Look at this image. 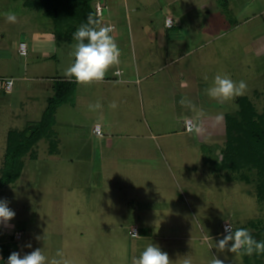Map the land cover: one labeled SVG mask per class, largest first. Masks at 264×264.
<instances>
[{
    "label": "rangeland",
    "instance_id": "rangeland-1",
    "mask_svg": "<svg viewBox=\"0 0 264 264\" xmlns=\"http://www.w3.org/2000/svg\"><path fill=\"white\" fill-rule=\"evenodd\" d=\"M25 2L0 0V167L10 130L40 122L55 81L71 79L65 72L74 62L75 29L66 33L55 27L47 15L55 5L48 9L44 0ZM115 2L116 19L112 16L113 20L107 21L116 27L113 32L118 47L129 43L127 20H132L136 36L142 34V24L151 27L154 58L166 54L180 60L164 71H159L161 62L150 65L156 76L147 85L148 94L143 89L142 103L135 87L130 89L132 104L124 105L127 95L113 81L77 83L76 93L54 115L51 138L36 145V157L29 154L24 158L16 183L0 191V200H7L15 212L7 224L0 223V264L4 259L7 264L14 251L23 255L36 248H43L50 261L61 264L65 260L69 264H133L150 243L159 245L176 264L184 257L195 264H210L213 255L222 259L217 249L206 246L207 240L195 254L168 249L175 233L172 221H161L163 209L168 208L174 215L182 212L192 224L188 210L209 209L211 213L232 212L227 221L232 226L248 221L249 227H264V210H260L255 184L236 179L241 172L218 168L226 150L225 116L237 111L240 96L219 102L206 94L214 77L226 74L234 81H244L247 88L243 95L254 102L257 111L264 112V0ZM216 4L219 7L214 8ZM57 5L62 7L66 1ZM8 12L15 13L16 22L7 21ZM65 13L63 16L68 15ZM167 14L176 24L181 21L185 25L170 31L171 42L163 50L155 36L164 29ZM57 30L64 32L62 36ZM21 42L27 47L26 56L19 51ZM127 67L131 71L132 67ZM113 74L110 68L105 78H114ZM7 80L14 81L12 93L5 90ZM182 82L187 86L182 87ZM187 119L195 122L192 134L184 130ZM209 120L216 121V127ZM97 121L110 133L105 138L93 133ZM167 132L168 136L152 137ZM51 140L58 145L53 153ZM207 192L220 204L197 205L196 200L201 201ZM129 202L139 209L135 226L128 217ZM134 227L141 237L130 234ZM203 249L206 254L201 253ZM232 254L237 259L233 262L244 264L243 253Z\"/></svg>",
    "mask_w": 264,
    "mask_h": 264
},
{
    "label": "trees",
    "instance_id": "trees-1",
    "mask_svg": "<svg viewBox=\"0 0 264 264\" xmlns=\"http://www.w3.org/2000/svg\"><path fill=\"white\" fill-rule=\"evenodd\" d=\"M25 1L26 4L37 2V0ZM44 1L49 4L48 9L50 5H55V11L49 10L47 15L55 21V27L61 28L66 33L73 28L76 31L81 24L87 21L89 14H92L98 21L100 20L95 16L93 0H64L66 5L62 7L56 4L60 2L61 5L63 0ZM64 11L68 15L63 16ZM55 32L61 36L64 33L60 34L58 30ZM76 88L77 83L74 78L55 81L53 96L49 99L40 122L35 125L28 124L23 130H10L3 164L0 167V191L16 183L24 167V158L29 154L33 158L36 157L34 151L36 145L43 138H51L52 127L56 121L54 115L59 107L70 101L72 95L76 93ZM237 103V111L225 116L226 150L225 153L222 152L223 164L217 163V165H219V170L241 172V177L238 175L235 178L246 184L254 183L257 189V199L264 204V112L257 111L254 102L248 96L241 95L237 98ZM49 144L51 145L50 152L53 153L58 148L57 141L51 140ZM256 233L252 236L258 238L259 241H264V227L259 226ZM138 236L140 237L139 229ZM263 257L264 253L254 256L255 259L261 260ZM5 262L6 259L1 264Z\"/></svg>",
    "mask_w": 264,
    "mask_h": 264
},
{
    "label": "crops",
    "instance_id": "crops-1",
    "mask_svg": "<svg viewBox=\"0 0 264 264\" xmlns=\"http://www.w3.org/2000/svg\"><path fill=\"white\" fill-rule=\"evenodd\" d=\"M115 4H117L115 2V0H105V2H101L100 0H98L95 3V5H94L95 16H96L97 5H101L103 7L102 17L98 18V19H100L99 20L100 22H106L109 19L113 20L112 16H114V18H115V15L117 14V12L115 11V9H116ZM124 4H125V8H126L127 4L126 3H124ZM217 7H219L218 4H216L214 6V8H217ZM104 11H106L108 13V15H106L105 17L103 15ZM126 11H127V8H126ZM126 15H128V14H126ZM176 15H178V14H176ZM165 16L166 17H165L164 26H163L164 29L159 30V32L156 31L157 36H155L156 42L160 43L163 50L166 49L167 46L169 45V43L171 42V40H170L171 39V32L170 31H172L175 28L180 29L185 25V23H182L181 21H177L178 24H176L175 18L170 14H167ZM168 17L173 18V26L172 27H167V25H166V20ZM104 18H106V20L102 21ZM127 21H128L127 36L129 39V43L126 46L123 44L121 47H119V50H120L119 63L117 65L111 67V70L114 71V74H113L114 78H111V79H109L108 77L104 78V80L102 82H99L98 84L110 83L113 81L114 84L116 83L117 85H120V87L123 89L122 92H124V95L125 94L127 95V96H125L126 102H124L123 104L126 105V103H129L131 105L132 103L130 100H132V98H129V97H132L131 96L132 90L130 91L131 87H133V88L135 87L136 89H138V92H139V95L141 98L140 103H142L144 101V98L142 96L143 95V89H145V92L148 94L147 90L149 89V87H147V85L151 84L150 81L153 80V78L156 76L155 72H153L154 67L152 68L150 65L153 66L156 64V62L157 63L161 62L163 67L159 71H164L167 66H170V64L176 62L177 60L179 61L180 59H178V58L177 59H169V57H168L169 55H166V54L164 55V57H162V59H161V57H155L156 58L155 59L152 55L153 53L151 52V47L153 45V42L149 41V36L151 35V27L149 28L147 25L143 26V24H142V28H141L142 34L136 36L135 31L133 29L132 20L131 21L127 20ZM106 23H107V25H110V26L112 25L111 24L112 21H107ZM211 29H212V27H211ZM115 30H116V27L113 29V31H115ZM112 35L114 36V38L117 42V39H116V38H118L116 36L117 33L113 32ZM176 46H178V45H176ZM179 46H181V44ZM168 50L169 49H167V52H168ZM127 53H129V54H127ZM155 55H158V54H155ZM128 57L131 58V62H128V64H127V58ZM120 59H123V60L120 61ZM119 64L121 66L123 65L122 66L123 69L119 68V67H121ZM128 65L130 67H132L131 71H129V68L127 67ZM181 77L182 76H180V78ZM28 78L30 80H38L39 79V77L33 78V77H29V76H28ZM167 79H168V77H167ZM181 86L182 87L187 86V83L182 82ZM127 97L129 100L127 99ZM133 102H135V101H133ZM223 118H224V116H223ZM221 120L223 121V119H221ZM216 121H218V119H216ZM216 121H212V120L210 121L209 120L210 124L213 127H216V125H217V124H215V123H217ZM95 124H100L101 128H102V135L99 138H105L106 134L107 135L110 134L109 132H108L109 134L104 132L103 125L100 121H97ZM168 134L169 133L167 132V134H159L156 136L152 135V137L157 138V137H162V136H168ZM213 135L215 136V133ZM145 136L146 135H143L144 142L146 140ZM135 137H132V138H135ZM138 137H140V136H138ZM219 173L220 172H216V174H218V175H219ZM233 180H235V179H233ZM193 187L195 188L196 186H193ZM209 194L210 193H208V192L206 194H204V196L202 197L203 199L201 201L196 200V204L197 205H208V206H210L211 204H220V202L216 203L215 201H212L211 198L208 196ZM256 197H257V195H256ZM191 198L194 199V197H191ZM259 204L262 205V206H260V210L262 212V210H264V204L260 203V202H259ZM226 205H227V203H226ZM128 208H129L127 210L128 217L131 220L132 225L135 226L136 222H138V220H139V216H138L139 215V209L135 208V206L131 202L128 203ZM199 209H201V207H199L198 210ZM148 211L151 213L150 217H153L152 216L153 211L151 209H148ZM208 211H209V209H208ZM208 211L206 209L205 211L200 210V212L196 213L195 211H193V209L188 210V213L192 214V217L194 219V224H192V223H190L189 219L186 221L185 217H183L184 215L182 214V212L177 213V215H174L171 208L163 209L162 214H164V217L161 218V221H172V225H171V222H169L170 223L169 226L170 225L175 226V230H174L175 233H174V235H172V237H170V240L172 241V245L171 246L167 245L166 247L174 253L183 251V252L188 253V254L189 253L195 254L196 250L198 249V246H199V248L204 247L205 241L207 240L208 245H206V246H209L210 249L213 251L216 250L217 249L216 243L215 242L212 243L211 240L214 239V240L218 241L219 239H222V236L225 235V233L223 232V224H224V222H227L229 220L228 218H230L232 216V214H231L232 212L220 211L218 213H211ZM263 216L264 215L262 214L261 217H263ZM157 220L159 221L160 219L158 218ZM248 224H249V222L246 221L241 226H240V224L237 227L235 225L232 226V224H231V226L233 227V230H235L236 228H247L250 230L251 234H254V235L257 234L256 231L258 230L259 225L253 224L251 227H249V226H247ZM163 238L167 240V237H163ZM256 240L259 241L258 238H256ZM175 241H177V242L174 245ZM163 248L165 249V247H163ZM171 248H173V249H171ZM217 250L219 251V249H217ZM201 253L206 254L205 249H203L201 251ZM219 254H220L221 258L224 260V262H226V264H237L236 262H233V260L236 258H234V255L232 253H230L228 251H224V252L219 251ZM227 258H230L231 261L227 260ZM242 261L244 262V264H264V257L262 258V260H260L262 262L258 263L256 261H254L253 256L243 254L242 255ZM191 262H192V264H195L193 261H191Z\"/></svg>",
    "mask_w": 264,
    "mask_h": 264
},
{
    "label": "clouds",
    "instance_id": "clouds-1",
    "mask_svg": "<svg viewBox=\"0 0 264 264\" xmlns=\"http://www.w3.org/2000/svg\"><path fill=\"white\" fill-rule=\"evenodd\" d=\"M5 16L8 22H16L15 13L8 12ZM112 31L110 25L101 26L100 22L89 14L87 21L73 33L72 38L76 42L73 52L74 62L66 69L65 75L74 78L76 83L82 85L102 82L108 70L119 63L120 50L111 34ZM246 88L244 81L237 82L226 74H217L213 84L206 89V94L219 102H227L243 95ZM14 217L15 212L8 206V201L0 200V223L7 224ZM224 231L223 238L215 242L220 252L228 251L237 255L243 253L249 256L254 253L257 255L264 253V241H257L249 229L233 230L228 223ZM133 236L139 237L134 232ZM37 239L42 238L37 237ZM26 247L31 248V244ZM7 264H61V261L55 259L50 261L43 248H36L23 255L20 252H12ZM63 264L69 262L65 260ZM133 264H176V262L159 245L150 243L137 258L133 259ZM180 264H192V262L190 258L184 257ZM210 264H225V262L213 255Z\"/></svg>",
    "mask_w": 264,
    "mask_h": 264
},
{
    "label": "built area",
    "instance_id": "built-area-1",
    "mask_svg": "<svg viewBox=\"0 0 264 264\" xmlns=\"http://www.w3.org/2000/svg\"><path fill=\"white\" fill-rule=\"evenodd\" d=\"M102 12H103V7L101 5H97L96 7V17L98 18H101L102 17ZM166 25L167 27H172L173 26V18L172 17H168L167 20H166ZM112 29L115 28V26H111ZM19 51L22 55H27V47L25 45V43L21 42L19 44ZM13 87H14V81L13 80H7L6 83H5V90L7 93H12V90H13ZM185 132L187 133H192L193 131L196 130V125H195V122L194 120H190V119H187L185 121ZM93 132L98 135V136H101L102 135V128H101V125L100 124H96L94 129H93ZM229 222H224L223 224V232L225 233V226L226 224H228ZM230 224V223H229ZM231 225V224H230ZM133 232L136 233L138 235V228L137 227H134L131 231H130V234L133 236Z\"/></svg>",
    "mask_w": 264,
    "mask_h": 264
}]
</instances>
